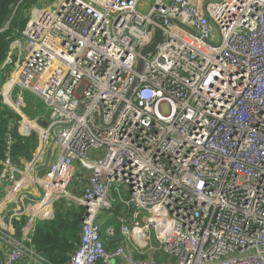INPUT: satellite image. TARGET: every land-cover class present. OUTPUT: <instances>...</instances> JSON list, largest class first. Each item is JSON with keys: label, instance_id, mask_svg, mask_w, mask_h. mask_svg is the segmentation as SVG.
<instances>
[{"label": "built area", "instance_id": "obj_1", "mask_svg": "<svg viewBox=\"0 0 264 264\" xmlns=\"http://www.w3.org/2000/svg\"><path fill=\"white\" fill-rule=\"evenodd\" d=\"M150 1L144 12L142 0H57L17 31L24 44H10L0 95L20 115V135L37 133L39 147L16 163L7 135L3 264H53L32 237L60 200L84 208L68 264H264V0ZM153 26L162 41L137 73ZM29 93L48 104V121L26 113ZM52 128L53 157L36 177ZM77 165L88 180L74 186ZM30 182L43 195L23 200L28 220L17 238L1 203L18 205L14 192ZM116 203L128 207L120 228L97 222Z\"/></svg>", "mask_w": 264, "mask_h": 264}, {"label": "trees", "instance_id": "obj_2", "mask_svg": "<svg viewBox=\"0 0 264 264\" xmlns=\"http://www.w3.org/2000/svg\"><path fill=\"white\" fill-rule=\"evenodd\" d=\"M19 1L0 0V85L6 82L12 71V65L6 64L4 66L10 50V44L14 39L21 36L19 32L25 29L29 20V15L26 11L33 7L36 0H23L19 4L9 26L6 27ZM29 105L28 103V107ZM26 109V113L28 111L29 114H27L31 117L33 113ZM18 120H20V115L5 105L0 95V173L2 171V160L5 155L8 134L12 136L11 151L16 163L20 164L22 159L32 160L39 146L37 133L27 137L20 135L18 132ZM11 124H13L12 127H10ZM44 173L45 170L41 174ZM83 212L84 208L82 207L69 208L64 200L58 201L55 206V217L51 220L39 221L35 227L32 243L37 251L53 264H68L71 254L76 250L81 240ZM11 220L15 229V237L19 238L21 236V228L27 222L28 217L26 214H22L21 216L12 217Z\"/></svg>", "mask_w": 264, "mask_h": 264}, {"label": "water", "instance_id": "obj_3", "mask_svg": "<svg viewBox=\"0 0 264 264\" xmlns=\"http://www.w3.org/2000/svg\"><path fill=\"white\" fill-rule=\"evenodd\" d=\"M18 5L15 7V9H14V11L12 13L11 18L8 21V24L10 23L11 19L13 18L14 14H15V12L17 10ZM204 11H205L206 16L213 23L214 29H215L216 34L218 36V41L215 42L214 44L216 46H220V44L223 41L222 33L220 32V29L217 26V24L213 21V19H211V17L207 13L205 7H204ZM171 20L173 22L177 23V24H180L185 29H187L189 31H192L193 33H196L191 27H189V26L181 23L178 19L172 18ZM163 33H164V31L162 30V28H160L158 26H153V34H152V40H151V42L148 45H145L144 47H142L140 49L141 56L139 57L138 64H137V67H136V72L137 73H140L142 71V67H143V63H144V58L147 55L152 54V53H154L157 50V47L159 46V44L162 41ZM137 84H138V75L135 76L134 81H133V83H132V85H131L128 93H127V97H129L131 95V93L133 92V90H134V88L136 87ZM121 106H122V104H121ZM117 114H115L114 119L116 118ZM101 122H102V120H101ZM45 125H47V123H45ZM51 137L52 138H51L50 145H49V147L47 149V154H46L45 162L43 164L37 166V168H35V170H34V176H36V177H37L38 172L45 170L48 167V165L51 162V160H52V157H53V149H54V146H55V143H56V139H57V136H56L55 132L53 131V128L51 129ZM36 185H37V188H38V191H39V196L36 197V196L31 195L30 193L22 192L19 195V197H18V206L19 207L16 208V209H12V210H10V211L7 212L4 220H5V223H6V225L8 227L10 226L11 217L13 215L23 214V212H24V203H23V200L25 199V197H27L29 199H32V200L40 199L42 197V195H43V189H42L41 185H39V184H36ZM9 235H10V233L7 232V236H5L4 238L5 239H8V236ZM3 263H4V258H2V264Z\"/></svg>", "mask_w": 264, "mask_h": 264}, {"label": "rangeland", "instance_id": "obj_4", "mask_svg": "<svg viewBox=\"0 0 264 264\" xmlns=\"http://www.w3.org/2000/svg\"><path fill=\"white\" fill-rule=\"evenodd\" d=\"M56 1L57 0H36L35 3L33 4V7L31 9H28L26 11V13L29 15V18H30L32 10L35 7H39V8L49 7V6H52L54 3H56ZM142 3H143V5H140L139 9L141 11H144V12L149 10L150 7L152 6V2L150 0H142ZM18 38H19L18 40L21 43L24 44V40H25L24 36L18 37ZM6 82H7V80H6ZM6 82H4L3 84L0 85V92H1L2 87L4 86V84ZM27 97H28L27 98V102L30 104L27 109H29L33 113V115L31 117H33V116H36V117L37 116H41L42 118H44V120L48 121L49 114H50V107L48 106V104L45 103L42 99H40L39 97H37L36 95H34L32 93H29L27 95ZM2 102H3V99H2ZM27 113L29 114L28 111H27ZM50 142H51V139L49 141V145H50ZM55 150L58 151V147H57V149L55 148ZM79 172H80V168L78 167L77 168V177H79L78 176L80 174ZM73 185L74 186H79L80 183H78L76 180H74L73 181ZM123 197H124V199H126V198H128V195L123 194ZM116 205H117V207L114 210H110V211L109 210H103V211H101L100 215H99V217L97 219V222L105 223V224H111V225L116 226L117 228H120L119 217L127 212L128 207L124 203H116ZM145 214H146V211H140V215L141 216H143Z\"/></svg>", "mask_w": 264, "mask_h": 264}, {"label": "crops", "instance_id": "obj_5", "mask_svg": "<svg viewBox=\"0 0 264 264\" xmlns=\"http://www.w3.org/2000/svg\"><path fill=\"white\" fill-rule=\"evenodd\" d=\"M39 147V146H38ZM48 147H49V143H48ZM38 149V148H37ZM48 149V148H47ZM37 151V150H36ZM35 154V153H34ZM46 154H47V152L45 153V157H44V159H46ZM22 160H25V159H22ZM25 161H27V160H25ZM20 163H22V161L20 162ZM79 166L77 165L76 166V176H77V168H78ZM36 168H37V166H36ZM80 168V167H79ZM44 171V170H43ZM43 171H40V172H38V175H43V174H41ZM80 174L78 175L79 177H78V180H79V183L81 184V185H84L86 182H87V177H88V173L87 172H85V171H83L81 168H80V172H79ZM31 175H34V171L32 170L31 171ZM74 190V192H76V190L75 189H73ZM0 191L2 192V195H4V194H6L5 193V191L3 190V187L2 188H0ZM22 192H27V193H30L31 195H33V196H39V191H38V188H37V185H36V183H33V182H30V183H28L22 190H18V191H15L14 192V195H15V198H17L18 199V197H19V195H20V193H22ZM8 196V195H7ZM7 196H5V197H7ZM36 200H38V199H36ZM36 200H33V201H31V200H27V199H25V201H27L26 202V204H28V203H32V202H34V201H36ZM57 203V202H56ZM56 203L54 204V207L52 206V207H48V211H47V215H40L41 217H44V218H54L55 217V206H56ZM25 204V205H26ZM1 210L3 211V213H4V215H6L7 214V212L8 211H10V210H12V209H15L18 205H17V203H16V201L15 200H13V201H11V202H8V203H5L4 201L1 203ZM45 207V206H44ZM44 207H42V208H44ZM41 208V209H42ZM43 220H49V219H38V222L39 221H43ZM51 220V219H50ZM37 222V223H38ZM37 225V224H36ZM80 236H81V234H80ZM9 245L6 243V241H4V240H1L0 239V264H2V258H4V261L6 260V258H7V256H8V252H9Z\"/></svg>", "mask_w": 264, "mask_h": 264}]
</instances>
